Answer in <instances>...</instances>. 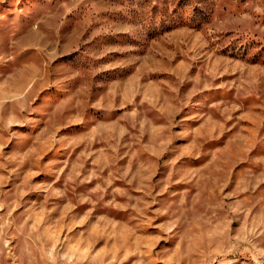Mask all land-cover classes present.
I'll list each match as a JSON object with an SVG mask.
<instances>
[{"label":"rangeland","instance_id":"1","mask_svg":"<svg viewBox=\"0 0 264 264\" xmlns=\"http://www.w3.org/2000/svg\"><path fill=\"white\" fill-rule=\"evenodd\" d=\"M0 264H264V0H0Z\"/></svg>","mask_w":264,"mask_h":264},{"label":"trees","instance_id":"2","mask_svg":"<svg viewBox=\"0 0 264 264\" xmlns=\"http://www.w3.org/2000/svg\"><path fill=\"white\" fill-rule=\"evenodd\" d=\"M165 15H166V13L162 14V16L164 17V20H165L164 22L169 23L168 19L165 18L166 17ZM201 19L203 20L204 18L200 17L199 19H195V20H191V21H184V19H182V21H180L179 25H189V26H193V27L200 26L202 23ZM168 26L170 27L172 25H168ZM173 26H176V24H174Z\"/></svg>","mask_w":264,"mask_h":264}]
</instances>
